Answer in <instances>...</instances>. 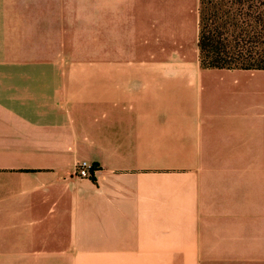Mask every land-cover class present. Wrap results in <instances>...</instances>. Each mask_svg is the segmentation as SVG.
<instances>
[{"label": "crops", "instance_id": "0c3cea01", "mask_svg": "<svg viewBox=\"0 0 264 264\" xmlns=\"http://www.w3.org/2000/svg\"><path fill=\"white\" fill-rule=\"evenodd\" d=\"M199 1L0 0V264H264V69Z\"/></svg>", "mask_w": 264, "mask_h": 264}, {"label": "trees", "instance_id": "16d2710c", "mask_svg": "<svg viewBox=\"0 0 264 264\" xmlns=\"http://www.w3.org/2000/svg\"><path fill=\"white\" fill-rule=\"evenodd\" d=\"M198 44L205 68L264 69V0H200Z\"/></svg>", "mask_w": 264, "mask_h": 264}, {"label": "rangeland", "instance_id": "374dc122", "mask_svg": "<svg viewBox=\"0 0 264 264\" xmlns=\"http://www.w3.org/2000/svg\"><path fill=\"white\" fill-rule=\"evenodd\" d=\"M47 56V55H45ZM51 56V55H48ZM53 56V55H52ZM59 56V60L61 61H74V62H99L100 61V55L98 54H73V55H54ZM95 77H98V74L94 75ZM42 264H71L68 262H44Z\"/></svg>", "mask_w": 264, "mask_h": 264}, {"label": "built area", "instance_id": "2783aa9c", "mask_svg": "<svg viewBox=\"0 0 264 264\" xmlns=\"http://www.w3.org/2000/svg\"><path fill=\"white\" fill-rule=\"evenodd\" d=\"M93 166L86 160L77 162L76 164V173L81 177H91V170Z\"/></svg>", "mask_w": 264, "mask_h": 264}]
</instances>
